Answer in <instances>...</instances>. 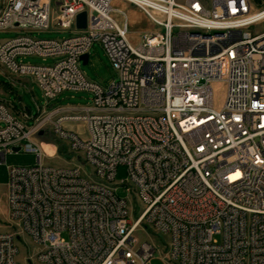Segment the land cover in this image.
I'll use <instances>...</instances> for the list:
<instances>
[{
    "label": "built area",
    "instance_id": "2783aa9c",
    "mask_svg": "<svg viewBox=\"0 0 264 264\" xmlns=\"http://www.w3.org/2000/svg\"><path fill=\"white\" fill-rule=\"evenodd\" d=\"M56 1V24L76 33L0 40V70L30 77L47 101L82 90L91 103L58 108L54 120L0 98V163L20 149L38 158L9 169L8 211L19 232L0 230V264H264V30H250L264 20V0H228V8L221 0H125L163 29L137 43L113 0ZM51 3L0 0V30L48 29ZM82 11L87 26L79 29ZM192 24H223L226 34L195 41ZM95 41L117 72L107 87L81 70ZM25 55L57 60L27 63ZM64 121L82 122L87 134ZM48 122L75 162H43L42 152L53 155L36 136ZM121 164L126 181H116ZM125 184L136 198L134 220L129 199L116 194ZM138 229L159 242L137 237ZM21 233L38 246L25 260Z\"/></svg>",
    "mask_w": 264,
    "mask_h": 264
},
{
    "label": "rangeland",
    "instance_id": "374dc122",
    "mask_svg": "<svg viewBox=\"0 0 264 264\" xmlns=\"http://www.w3.org/2000/svg\"><path fill=\"white\" fill-rule=\"evenodd\" d=\"M59 3L56 0H52L51 3V22L50 27L46 30H33V31H23L17 29L0 30V40L10 39L16 37L20 34H29L35 38H66L74 35L76 31L72 29H62L56 24V14ZM112 5L125 9L129 14L130 20V31L129 38L133 43L139 42L141 36L145 31L150 30H163L160 26L152 22L141 10H139L134 5L130 4L125 0H113ZM261 8V7H258ZM119 21H121V15H114ZM250 30L262 31L264 30V20L252 25ZM20 60L27 63L35 64H53L57 58L53 56H38V55H25L19 57ZM81 70L85 76L92 80L100 83L103 87H107L113 80L117 79V72L113 68L111 61L99 41H95L90 48V57L87 64L81 62ZM7 76L0 70V98L13 99L14 95H7L2 87L3 81H6ZM32 94L27 92L23 93L24 104L31 107L33 112H37V105L45 106L47 103L40 86L34 82L32 85ZM215 89V104L220 105L224 96L223 82L216 80L214 82ZM91 95L88 91L82 90H65L58 95L56 104H70L73 107L80 104H90ZM41 113V112H40ZM49 115V112H44L40 114L41 117ZM55 120V119H54ZM32 123V121H30ZM1 125V124H0ZM75 131L79 134L86 135V128L82 122H76L71 124ZM37 139L44 141L48 145L47 152L51 154L55 150L57 145V152L49 157L42 152L43 162L46 164L63 166L75 162V154L69 152L68 146L64 141L60 140L59 137L54 132L53 125L51 122L46 123L43 126L41 134H38ZM38 163L37 152L26 151L20 149L15 152L8 153L5 162L0 163V230H10L17 231L18 225L9 216L8 204H7V187L6 184L9 180V169L12 166H32ZM128 177L126 165H119L116 172V181H126ZM128 185H119L116 194L120 197H127L130 204L135 210L130 212L128 217L129 220H134L138 216V211L136 210V201L133 193L129 192ZM144 233L141 229H138L135 234L139 238H150L159 242L157 235L148 232ZM19 258L20 260H25L28 256H32L33 253L38 249V246L30 239L29 236L21 233L19 236ZM33 264H36L33 262ZM153 264H166L162 259L155 258Z\"/></svg>",
    "mask_w": 264,
    "mask_h": 264
},
{
    "label": "crops",
    "instance_id": "0c3cea01",
    "mask_svg": "<svg viewBox=\"0 0 264 264\" xmlns=\"http://www.w3.org/2000/svg\"><path fill=\"white\" fill-rule=\"evenodd\" d=\"M127 15H128V19H129L128 12H127ZM129 23H130V20H129ZM6 76H7V79H6V81H3V84H2L3 90H4V92L7 95L13 94L14 95V98L13 99L1 98V99H5L7 101L13 102V104L15 105V107H16L17 110H27V111H30L33 116H35V115L40 116V114H42L43 112H49V114H52L53 119H56L58 116L61 115L60 113H54V111L56 109H58V108H67V109L68 108H76V109H78V108H80L83 105H87V104H80V105H76V106L73 107L70 104H56V101H57V98H58V96H57L55 99H52V100L47 101V103H46L45 106H41V108H42V112L41 113L38 112V108H37V112L34 113L33 110L31 109V107H29L28 105L24 104V101H23V98H24L23 93L26 90H27V92H29L30 94H32V87H31V85L34 83V81L30 77H28V76L14 77V76H11L9 74H6ZM72 123H76V122L64 121L63 125L66 128H68V129L75 130L73 127H71L72 126L71 125ZM44 144H46V143L44 141H42V146ZM55 151L57 152L56 147H55V150H53L52 153H54ZM49 157H52V156H49Z\"/></svg>",
    "mask_w": 264,
    "mask_h": 264
},
{
    "label": "bare ground",
    "instance_id": "6f19581e",
    "mask_svg": "<svg viewBox=\"0 0 264 264\" xmlns=\"http://www.w3.org/2000/svg\"><path fill=\"white\" fill-rule=\"evenodd\" d=\"M221 8H228V0H221ZM261 11H255L250 14V18H255ZM190 32L195 33V41H203V36H215L216 32L219 34H226V25L223 24H211V26L203 27L202 24H192L190 25ZM42 145V143H41ZM48 145H43L44 150L47 152ZM48 153V152H47ZM52 153V152H51ZM55 154L52 153L50 155Z\"/></svg>",
    "mask_w": 264,
    "mask_h": 264
},
{
    "label": "water",
    "instance_id": "95a60500",
    "mask_svg": "<svg viewBox=\"0 0 264 264\" xmlns=\"http://www.w3.org/2000/svg\"><path fill=\"white\" fill-rule=\"evenodd\" d=\"M76 25L79 29H84L87 26V13L86 11L80 12L76 17ZM83 64H87L89 62V54L85 53L81 57ZM18 150V148H15Z\"/></svg>",
    "mask_w": 264,
    "mask_h": 264
}]
</instances>
